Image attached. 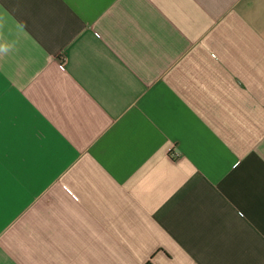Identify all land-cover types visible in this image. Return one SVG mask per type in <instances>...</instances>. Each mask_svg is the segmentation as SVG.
Here are the masks:
<instances>
[{
  "label": "crops",
  "instance_id": "0c3cea01",
  "mask_svg": "<svg viewBox=\"0 0 264 264\" xmlns=\"http://www.w3.org/2000/svg\"><path fill=\"white\" fill-rule=\"evenodd\" d=\"M0 46V264H264V0H0Z\"/></svg>",
  "mask_w": 264,
  "mask_h": 264
},
{
  "label": "built area",
  "instance_id": "2783aa9c",
  "mask_svg": "<svg viewBox=\"0 0 264 264\" xmlns=\"http://www.w3.org/2000/svg\"><path fill=\"white\" fill-rule=\"evenodd\" d=\"M59 67H60V69H61V70H63V71H64V64H63V63H62V64H60V66H59ZM173 155H175V154H173ZM175 156H176V155H175Z\"/></svg>",
  "mask_w": 264,
  "mask_h": 264
},
{
  "label": "clouds",
  "instance_id": "9594fccd",
  "mask_svg": "<svg viewBox=\"0 0 264 264\" xmlns=\"http://www.w3.org/2000/svg\"><path fill=\"white\" fill-rule=\"evenodd\" d=\"M0 50L6 51L7 49L4 48L3 46H0Z\"/></svg>",
  "mask_w": 264,
  "mask_h": 264
}]
</instances>
